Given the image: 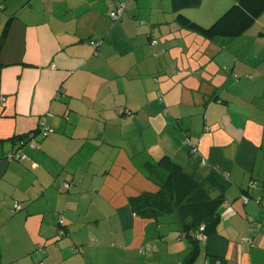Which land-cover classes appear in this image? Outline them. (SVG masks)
Instances as JSON below:
<instances>
[{"label": "crops", "instance_id": "0c3cea01", "mask_svg": "<svg viewBox=\"0 0 264 264\" xmlns=\"http://www.w3.org/2000/svg\"><path fill=\"white\" fill-rule=\"evenodd\" d=\"M236 2L181 12L210 26ZM176 15L170 0H0V264H183L190 220L130 205L159 190L147 163L165 155L229 183L205 185L223 196L194 264H264V11L211 39Z\"/></svg>", "mask_w": 264, "mask_h": 264}, {"label": "trees", "instance_id": "16d2710c", "mask_svg": "<svg viewBox=\"0 0 264 264\" xmlns=\"http://www.w3.org/2000/svg\"><path fill=\"white\" fill-rule=\"evenodd\" d=\"M170 1L173 11L177 13L176 21L181 27L210 39L216 36H242L264 11V0H238L210 26H203L181 12L185 8L199 5L202 0ZM147 167L154 172L150 177L160 188L156 192H143L132 197L131 208L135 214L144 218L157 219L161 215L176 212L183 221L189 219V222L183 223L182 232L190 238L192 248L183 264H194L199 246L198 238L193 234L201 225H205L206 234L215 229L219 220L216 206L223 196L222 193L213 198L205 185L210 183L225 191L229 183L215 170H211L204 179L195 173L189 174L168 155L163 156L156 165L147 163Z\"/></svg>", "mask_w": 264, "mask_h": 264}, {"label": "built area", "instance_id": "2783aa9c", "mask_svg": "<svg viewBox=\"0 0 264 264\" xmlns=\"http://www.w3.org/2000/svg\"><path fill=\"white\" fill-rule=\"evenodd\" d=\"M126 6L127 5H126L125 2L118 3L117 6L110 13L111 17L113 19H119L122 16H124L125 13H126ZM152 42L154 44L157 43L156 40H153ZM2 100H4V98H2ZM43 130H44L45 134H47L50 129L48 127H44ZM34 135H35L34 133H30V134H26L24 136L18 137L16 139L15 148L11 152L8 153L7 158L9 160H22L24 158L23 148H24V146L26 144H30L32 147H36L37 146L36 139H35V136ZM64 186L67 187V188L69 187L68 186V183H65ZM242 197H243V199H244L245 202H247L249 200V196L246 195V194L243 195ZM21 209H22V204L20 202H18V201L14 202L13 210L14 211H19ZM60 223H61V229H60L59 233L61 235H63V234L66 233V230H65V228L63 226V219L60 220ZM253 226H254V224L252 223L250 225V229L251 230L253 229ZM204 230H205V225H201L200 228H199V230H197L196 232H194L193 235L196 238H201V237H203V231ZM244 242L247 243L248 245H252L254 243V239H252L250 237H247V238H244Z\"/></svg>", "mask_w": 264, "mask_h": 264}, {"label": "rangeland", "instance_id": "374dc122", "mask_svg": "<svg viewBox=\"0 0 264 264\" xmlns=\"http://www.w3.org/2000/svg\"><path fill=\"white\" fill-rule=\"evenodd\" d=\"M183 14H185L184 12H183ZM191 18V17H190ZM194 20V19H193ZM198 22V21H197Z\"/></svg>", "mask_w": 264, "mask_h": 264}, {"label": "water", "instance_id": "95a60500", "mask_svg": "<svg viewBox=\"0 0 264 264\" xmlns=\"http://www.w3.org/2000/svg\"><path fill=\"white\" fill-rule=\"evenodd\" d=\"M259 202V201H258Z\"/></svg>", "mask_w": 264, "mask_h": 264}]
</instances>
